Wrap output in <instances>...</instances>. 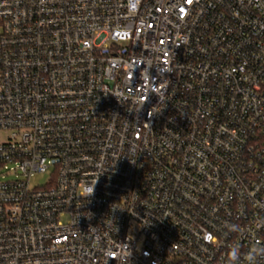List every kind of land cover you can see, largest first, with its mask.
I'll return each instance as SVG.
<instances>
[{"label": "built area", "instance_id": "built-area-1", "mask_svg": "<svg viewBox=\"0 0 264 264\" xmlns=\"http://www.w3.org/2000/svg\"><path fill=\"white\" fill-rule=\"evenodd\" d=\"M0 166V264H264V0H0Z\"/></svg>", "mask_w": 264, "mask_h": 264}, {"label": "rangeland", "instance_id": "rangeland-1", "mask_svg": "<svg viewBox=\"0 0 264 264\" xmlns=\"http://www.w3.org/2000/svg\"><path fill=\"white\" fill-rule=\"evenodd\" d=\"M48 174L36 175L31 180V187L43 186L48 181ZM15 179V175L8 173L5 167L0 166V181H8Z\"/></svg>", "mask_w": 264, "mask_h": 264}, {"label": "clouds", "instance_id": "clouds-1", "mask_svg": "<svg viewBox=\"0 0 264 264\" xmlns=\"http://www.w3.org/2000/svg\"><path fill=\"white\" fill-rule=\"evenodd\" d=\"M251 255H256V253L255 252H253ZM230 256H231V258L233 259V260H236L237 258H238V251L237 250H233L231 253H230Z\"/></svg>", "mask_w": 264, "mask_h": 264}]
</instances>
